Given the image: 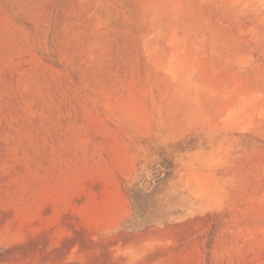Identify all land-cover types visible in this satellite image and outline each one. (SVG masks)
Returning <instances> with one entry per match:
<instances>
[{
    "label": "rangeland",
    "instance_id": "obj_1",
    "mask_svg": "<svg viewBox=\"0 0 264 264\" xmlns=\"http://www.w3.org/2000/svg\"><path fill=\"white\" fill-rule=\"evenodd\" d=\"M0 264H264V0H0Z\"/></svg>",
    "mask_w": 264,
    "mask_h": 264
}]
</instances>
